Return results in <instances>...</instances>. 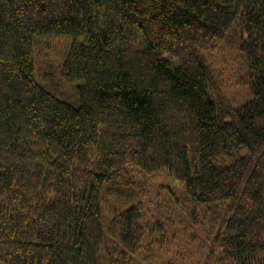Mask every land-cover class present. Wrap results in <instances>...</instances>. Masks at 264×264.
<instances>
[{
	"label": "trees",
	"instance_id": "trees-1",
	"mask_svg": "<svg viewBox=\"0 0 264 264\" xmlns=\"http://www.w3.org/2000/svg\"><path fill=\"white\" fill-rule=\"evenodd\" d=\"M224 48L233 84L207 60ZM160 174L194 224L227 206L199 264H264V0H0V264L161 263L141 191Z\"/></svg>",
	"mask_w": 264,
	"mask_h": 264
},
{
	"label": "rangeland",
	"instance_id": "rangeland-1",
	"mask_svg": "<svg viewBox=\"0 0 264 264\" xmlns=\"http://www.w3.org/2000/svg\"><path fill=\"white\" fill-rule=\"evenodd\" d=\"M63 47V42L46 47L47 54H50V58H48L51 65L50 68L56 75L53 92L57 98L74 103L75 85L62 82L58 76L60 57H57V53L60 50L62 52L64 50ZM207 60L216 75L224 81L231 79L233 84L236 77L244 74L240 55L229 50V48H224L223 52L219 54L214 52ZM223 61L232 62L233 66L222 65ZM171 63L173 64L174 62ZM38 81L44 85L41 79H38ZM226 95L230 102L235 105H239L245 100V91L239 87H226ZM141 191H143L145 222L153 224L157 220L165 219L170 225L164 226L161 235L165 237V241L160 247L155 246L152 249L153 256L161 263L179 260L186 264H199L200 250L204 246H211L227 206L218 205L216 208L213 206L197 207L194 215L198 224H194L189 217L190 211H186L189 209L188 199L186 202L187 206L183 205L185 201L184 188L171 177L166 174H160L154 180L147 182L145 186L142 185ZM109 220L108 212H104V228ZM172 234L173 239H171ZM156 245H159V243Z\"/></svg>",
	"mask_w": 264,
	"mask_h": 264
}]
</instances>
